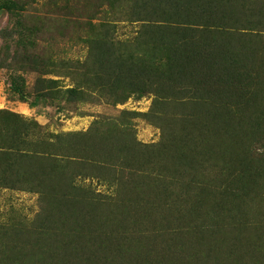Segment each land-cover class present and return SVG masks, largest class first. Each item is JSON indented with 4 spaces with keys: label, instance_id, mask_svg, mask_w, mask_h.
Masks as SVG:
<instances>
[{
    "label": "trees",
    "instance_id": "trees-1",
    "mask_svg": "<svg viewBox=\"0 0 264 264\" xmlns=\"http://www.w3.org/2000/svg\"><path fill=\"white\" fill-rule=\"evenodd\" d=\"M13 4L0 0V10ZM104 4L142 27L121 39L117 19L96 25L83 37L85 55L70 65L26 49L33 70L72 83L37 79L24 100L67 109L151 95V108L123 109L86 131L57 134L7 114L12 119L0 122V190L38 193L42 209L28 226L0 224V264H264V205L257 202L264 201V0L76 6L99 13ZM139 117L159 127V141L137 139ZM141 175L155 185L145 196L138 195ZM187 176L186 196L174 198V185ZM159 178L168 179L162 188Z\"/></svg>",
    "mask_w": 264,
    "mask_h": 264
},
{
    "label": "rangeland",
    "instance_id": "rangeland-1",
    "mask_svg": "<svg viewBox=\"0 0 264 264\" xmlns=\"http://www.w3.org/2000/svg\"><path fill=\"white\" fill-rule=\"evenodd\" d=\"M14 8L0 10V122L5 123L12 119L7 116L8 113H16L22 117L36 120L42 125L46 133H71L75 131H86L95 122L105 116L117 117L123 109L147 112L152 105V96L146 95L139 97L138 95H130L127 100L117 105L106 104L98 99L91 102H80L76 106L70 108H59L52 105L51 102H41L32 106L24 99L30 97L34 92V86L37 79L43 77L60 79L64 87L70 86L72 81L64 76H55L54 73L43 75L31 68L24 56L36 50L41 56L39 60L46 59L47 63L53 65L63 63L71 64V61L83 57L87 48L83 44V37L91 31L96 25L109 20H118L119 38L126 39L134 36L141 26V22L132 21L128 17L126 11L123 14L105 11L93 13L89 10L87 13L81 12L77 8L76 3H88L92 0H13ZM101 2V0H94ZM67 2V3H66ZM58 3V7L54 6ZM128 10L127 6L122 8ZM128 16H127V15ZM57 73L64 74V70L56 68ZM9 115V114H8ZM135 134L139 141L143 143L157 142L161 138V130L159 127L150 124L142 117L134 119ZM0 145H2L0 140ZM264 149V148H262ZM158 178V177H157ZM159 182L162 188L165 181ZM159 179H156L157 181ZM260 183L264 179L258 178ZM190 181L187 176L180 184L174 185L172 191L173 197L186 196L185 186ZM141 187L138 195L145 196V187H155L153 180L139 176L136 181ZM256 188L258 187L257 182ZM102 191H107L106 187L99 185ZM151 191V190H150ZM252 195L257 189L252 188ZM195 194L191 191L189 194ZM188 194V195H189ZM187 195V196H188ZM264 195V193H263ZM192 196V195H191ZM188 199L189 204H195L196 197ZM187 202V203H188ZM258 205L264 201L260 197L257 199ZM234 204V201H232ZM132 203L123 204V208L127 209ZM242 208V207H241ZM41 199L38 193L29 192L27 190L17 189H1L0 190V224L20 223L28 226L33 223L40 213ZM125 213V210H124ZM261 220H264V213ZM137 212L134 216H139ZM231 221L237 222L250 219L247 215H241L240 218L230 216ZM183 223V219H181ZM178 224L175 225V227ZM176 245L180 244V239L175 240ZM198 252V251H197Z\"/></svg>",
    "mask_w": 264,
    "mask_h": 264
}]
</instances>
